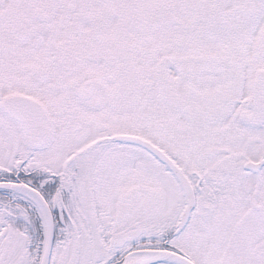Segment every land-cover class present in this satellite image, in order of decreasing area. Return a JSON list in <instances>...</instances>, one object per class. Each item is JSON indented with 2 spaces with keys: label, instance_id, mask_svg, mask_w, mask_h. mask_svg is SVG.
<instances>
[{
  "label": "snow or ice",
  "instance_id": "obj_1",
  "mask_svg": "<svg viewBox=\"0 0 264 264\" xmlns=\"http://www.w3.org/2000/svg\"><path fill=\"white\" fill-rule=\"evenodd\" d=\"M0 264H264V0H0Z\"/></svg>",
  "mask_w": 264,
  "mask_h": 264
}]
</instances>
